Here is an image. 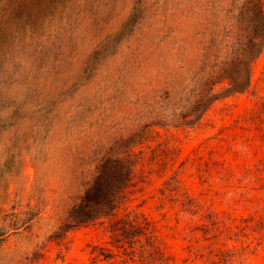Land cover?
<instances>
[{"label":"rangeland","instance_id":"1","mask_svg":"<svg viewBox=\"0 0 264 264\" xmlns=\"http://www.w3.org/2000/svg\"><path fill=\"white\" fill-rule=\"evenodd\" d=\"M258 7L264 0H0V264H106L91 259L107 245L103 229L67 223L117 157L132 159L126 206L151 221L174 263L191 243L237 252L227 264H264V174L254 171L264 166V48L246 91H221L227 80L208 91ZM170 177L199 213L163 198Z\"/></svg>","mask_w":264,"mask_h":264},{"label":"trees","instance_id":"2","mask_svg":"<svg viewBox=\"0 0 264 264\" xmlns=\"http://www.w3.org/2000/svg\"><path fill=\"white\" fill-rule=\"evenodd\" d=\"M249 13L251 20L248 28H244L245 39L239 43L240 54L227 59L220 66V70L213 74L208 81V91L214 96V87L218 82L227 80V85L221 91H246L252 81V62L260 56L264 48V10L261 7L252 9ZM206 96L199 99L193 110L201 109ZM218 99V97H216ZM211 103V102H210ZM247 116L241 115L236 123L246 121ZM223 137H219L221 141ZM131 158H107L99 168L93 184L87 188L80 202L69 212L67 225L90 226L95 225L103 229L109 239L107 245H94L92 262L106 261V264H178L174 263L162 247V242L155 233L151 221L137 208L126 206V191L132 183L133 169ZM264 174V166L258 165L254 170ZM264 179V176L263 178ZM163 198L171 201L172 208L176 201H181L185 209L199 213L198 205L187 191H183L178 179L170 177L160 188ZM175 195V197H174ZM208 218L209 214L202 218ZM205 227L220 225L217 221L204 222ZM195 225L186 222L185 229L193 230ZM223 230H219L221 234ZM191 243L187 246L188 256L179 264H227L237 252L229 254L230 250L210 249L208 251H194ZM108 252V253H107ZM110 254V255H109ZM230 256V259H229Z\"/></svg>","mask_w":264,"mask_h":264}]
</instances>
